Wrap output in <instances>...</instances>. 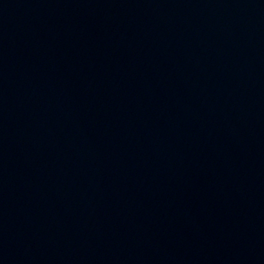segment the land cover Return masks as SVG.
<instances>
[{
    "label": "water",
    "instance_id": "95a60500",
    "mask_svg": "<svg viewBox=\"0 0 264 264\" xmlns=\"http://www.w3.org/2000/svg\"><path fill=\"white\" fill-rule=\"evenodd\" d=\"M0 264H264V0H0Z\"/></svg>",
    "mask_w": 264,
    "mask_h": 264
}]
</instances>
